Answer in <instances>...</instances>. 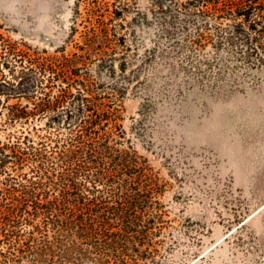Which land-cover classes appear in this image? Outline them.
<instances>
[{
	"label": "rangeland",
	"instance_id": "rangeland-1",
	"mask_svg": "<svg viewBox=\"0 0 264 264\" xmlns=\"http://www.w3.org/2000/svg\"><path fill=\"white\" fill-rule=\"evenodd\" d=\"M76 6L0 0L1 44L25 61L10 56L16 70L28 56L81 53L86 6L81 2L77 15ZM162 22L150 0H130L123 21L115 20L124 23L115 69L98 73V60L88 68L118 109V147L140 156L136 183L150 201L143 221L162 216L154 259L142 264H264V54L248 57L241 45H222L219 24L203 32L176 27L170 35ZM18 101L30 102L13 97L9 104ZM2 111L0 141H14L20 131L38 142L33 126L46 128L45 116L9 123ZM23 228L24 241L32 227ZM54 235L51 227L35 232L19 258L1 242L0 264H88L46 250ZM42 251L45 260H38Z\"/></svg>",
	"mask_w": 264,
	"mask_h": 264
},
{
	"label": "trees",
	"instance_id": "trees-1",
	"mask_svg": "<svg viewBox=\"0 0 264 264\" xmlns=\"http://www.w3.org/2000/svg\"><path fill=\"white\" fill-rule=\"evenodd\" d=\"M81 2L86 6L81 53L45 60L28 56L27 65L18 71L11 58L25 61L15 59L18 54L0 41V115L7 109L9 123L40 115L47 120L46 128L33 126L38 142L20 131L12 134L14 141H0V243L19 258L31 250L29 239L35 232L51 227L55 235L46 250L54 255L58 249L61 260L142 264L154 259L152 236L160 233L155 228L162 216L148 217L144 223L150 201L136 183L140 156L118 147V109L106 100L105 91H98L88 71L94 60L100 62L98 73L115 69L111 63L124 39V23L115 20L123 21L130 0H76V15ZM150 3L170 35L176 27L192 25L203 32L219 24L222 45H241L248 57L264 54V0ZM33 95L36 102H31ZM13 97L30 102L9 104ZM26 226L32 227L31 237L23 241ZM36 255L45 260V252Z\"/></svg>",
	"mask_w": 264,
	"mask_h": 264
}]
</instances>
